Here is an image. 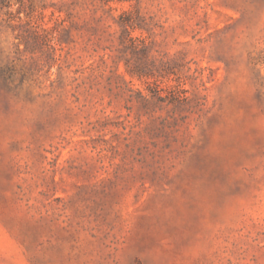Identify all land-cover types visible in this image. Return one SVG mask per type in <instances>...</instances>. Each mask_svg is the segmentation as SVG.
Wrapping results in <instances>:
<instances>
[{
	"label": "rangeland",
	"instance_id": "obj_1",
	"mask_svg": "<svg viewBox=\"0 0 264 264\" xmlns=\"http://www.w3.org/2000/svg\"><path fill=\"white\" fill-rule=\"evenodd\" d=\"M0 264H264V0H0Z\"/></svg>",
	"mask_w": 264,
	"mask_h": 264
}]
</instances>
